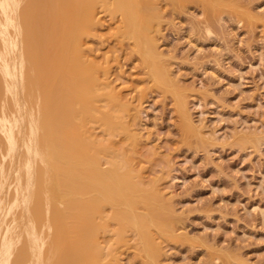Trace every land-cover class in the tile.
<instances>
[{
  "label": "rangeland",
  "instance_id": "1",
  "mask_svg": "<svg viewBox=\"0 0 264 264\" xmlns=\"http://www.w3.org/2000/svg\"><path fill=\"white\" fill-rule=\"evenodd\" d=\"M146 1L149 16L157 13L147 36L156 45L153 75L119 35L118 15L98 9L95 29L79 43L95 84L111 92L96 110H70L67 134L79 132L102 168L130 187V210L115 200L96 217L102 262L264 264V0ZM78 185L65 201L70 230L79 222ZM113 212L148 225L145 236ZM61 261L73 262L64 251Z\"/></svg>",
  "mask_w": 264,
  "mask_h": 264
},
{
  "label": "bare ground",
  "instance_id": "2",
  "mask_svg": "<svg viewBox=\"0 0 264 264\" xmlns=\"http://www.w3.org/2000/svg\"><path fill=\"white\" fill-rule=\"evenodd\" d=\"M147 3L146 0H0V264H65L61 261L63 251L70 253L72 264H104L96 217L103 215L106 203L115 200L130 206V187L113 167L102 168L97 153L86 146L79 132L74 138L67 134L74 127L68 112L80 103L87 108L95 106L96 110L95 102L111 86L95 84L92 68L81 62L79 43L92 32L98 9L111 16L118 15L122 25L118 28L119 35L132 42V48L153 75L155 53L150 49L156 45L150 48L147 36L151 29L149 19L157 13L151 16L154 13L149 11V16ZM61 73L63 83L56 87L55 79ZM74 180L80 185L73 195L81 200L79 222L70 230L65 226L68 219L65 201L72 196L69 189ZM88 195L93 197L84 198ZM114 217L137 228L142 236L149 228L137 218L131 222L123 214ZM68 239L75 241L66 248Z\"/></svg>",
  "mask_w": 264,
  "mask_h": 264
}]
</instances>
